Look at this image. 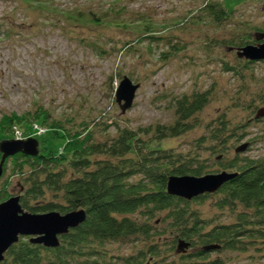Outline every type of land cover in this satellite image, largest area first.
<instances>
[{
    "label": "rangeland",
    "instance_id": "374dc122",
    "mask_svg": "<svg viewBox=\"0 0 264 264\" xmlns=\"http://www.w3.org/2000/svg\"><path fill=\"white\" fill-rule=\"evenodd\" d=\"M207 1L0 0V124L13 116L35 124L47 113L51 123L69 130L95 124L98 138L107 139L116 134L115 122L135 130L172 125L174 98L208 90L213 99L198 116L200 126L154 147L191 154L206 126L225 114L234 124L251 121L246 141L255 143L243 156L264 158V121L250 119L264 107V61L246 64L236 51L220 46L264 32V0H214L234 11L221 26L202 14ZM127 76L142 88L124 114L116 95ZM105 124L112 128L101 135ZM47 129L27 127L24 134L14 128L0 137V147L19 139L44 142L51 134ZM203 157L215 165L208 153ZM7 187L12 197L22 194L13 164L0 180V190ZM211 201L197 205L206 217L215 213ZM261 246L258 253L224 254L226 264H264ZM113 248L118 256L134 253L130 245Z\"/></svg>",
    "mask_w": 264,
    "mask_h": 264
},
{
    "label": "trees",
    "instance_id": "16d2710c",
    "mask_svg": "<svg viewBox=\"0 0 264 264\" xmlns=\"http://www.w3.org/2000/svg\"><path fill=\"white\" fill-rule=\"evenodd\" d=\"M223 4L208 0L201 12L221 26L234 16ZM71 19L79 21L78 17ZM255 43V38L240 37L220 46L237 52ZM212 99L208 90L174 98L176 120L172 125L135 130L115 122L116 134L107 139L98 138L95 124L69 130L61 122L51 123L47 113L39 115L35 124L8 117L7 123L0 124L2 138L14 128L25 134L22 129L35 131L39 126L51 133L41 141L40 156L19 154L5 165L3 177L13 164V172L20 178L24 209L33 214L64 215L86 210L88 219L62 237L60 248L22 238L3 264H226V253L260 252L264 245V158L243 156L255 143V139L246 141L251 121L234 124L224 114L206 126L207 132L191 154L154 147L197 129L198 116ZM260 110L253 111L252 124L263 123L264 118H258ZM110 128L105 124L100 134ZM244 145L248 148L237 152ZM204 153L213 157L216 171ZM2 158L0 151V162ZM224 171L237 177L215 194L188 201L167 193L171 177H203ZM11 198L8 187L0 190V204ZM209 200L215 213L206 217L197 205ZM181 242L188 245L184 252H179ZM117 245H130L134 253L118 256L113 248Z\"/></svg>",
    "mask_w": 264,
    "mask_h": 264
},
{
    "label": "water",
    "instance_id": "95a60500",
    "mask_svg": "<svg viewBox=\"0 0 264 264\" xmlns=\"http://www.w3.org/2000/svg\"><path fill=\"white\" fill-rule=\"evenodd\" d=\"M259 42L256 45H249L237 51V57L250 62L264 61V33H258L255 37ZM142 84H136L130 77H125L117 90V103L124 114L133 109L137 94ZM258 118H264V109L258 113ZM247 145L240 147L237 152H243ZM0 151L3 160L0 165V180L5 173V165L8 159L19 154L31 157L41 155V142L36 138L4 141L1 143ZM237 177V174L227 171L208 174L203 177H171L168 182L167 193L171 196L184 200L193 199L217 193L225 184ZM22 195L12 197L7 202L0 204V264L7 259V254L20 243L22 238H31V242L43 245L47 248H60L62 237L80 228L88 219L86 210H79L64 215L60 212L49 214H33L24 209ZM188 249V245L181 242L179 252Z\"/></svg>",
    "mask_w": 264,
    "mask_h": 264
},
{
    "label": "flooded vegetation",
    "instance_id": "af4514ba",
    "mask_svg": "<svg viewBox=\"0 0 264 264\" xmlns=\"http://www.w3.org/2000/svg\"><path fill=\"white\" fill-rule=\"evenodd\" d=\"M258 43H259V42H257V41H256L255 45H256V44H258ZM260 43H264V40H263V41H261Z\"/></svg>",
    "mask_w": 264,
    "mask_h": 264
}]
</instances>
